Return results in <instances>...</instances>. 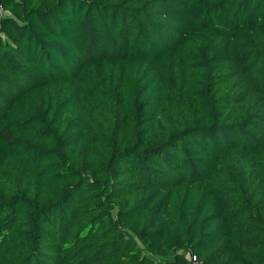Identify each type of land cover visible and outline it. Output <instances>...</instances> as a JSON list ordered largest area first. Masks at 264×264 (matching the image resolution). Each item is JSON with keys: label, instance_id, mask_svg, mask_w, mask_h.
Masks as SVG:
<instances>
[{"label": "trees", "instance_id": "obj_1", "mask_svg": "<svg viewBox=\"0 0 264 264\" xmlns=\"http://www.w3.org/2000/svg\"><path fill=\"white\" fill-rule=\"evenodd\" d=\"M264 264V0H0V264Z\"/></svg>", "mask_w": 264, "mask_h": 264}, {"label": "built area", "instance_id": "obj_2", "mask_svg": "<svg viewBox=\"0 0 264 264\" xmlns=\"http://www.w3.org/2000/svg\"><path fill=\"white\" fill-rule=\"evenodd\" d=\"M192 262L193 264H202L196 256H193Z\"/></svg>", "mask_w": 264, "mask_h": 264}]
</instances>
